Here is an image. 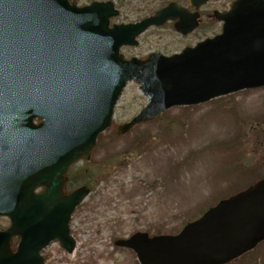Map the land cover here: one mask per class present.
<instances>
[{
  "label": "water",
  "instance_id": "water-1",
  "mask_svg": "<svg viewBox=\"0 0 264 264\" xmlns=\"http://www.w3.org/2000/svg\"><path fill=\"white\" fill-rule=\"evenodd\" d=\"M208 1L188 0L189 9L171 3L138 23L110 27L118 11L109 1L78 8L75 0H0V216L10 221L0 231V264H44L40 252L52 242L73 252L70 216L89 190L64 196L66 173L89 160L128 82L148 103L117 127L118 135L172 107L264 87V0H236L214 12L221 33L180 54L143 61L119 54L167 21L177 33H191ZM263 241L264 179L176 235L136 233L114 245L139 264H229Z\"/></svg>",
  "mask_w": 264,
  "mask_h": 264
},
{
  "label": "rangeland",
  "instance_id": "rangeland-1",
  "mask_svg": "<svg viewBox=\"0 0 264 264\" xmlns=\"http://www.w3.org/2000/svg\"><path fill=\"white\" fill-rule=\"evenodd\" d=\"M105 1L119 13L111 24L137 22L158 8L146 7V0H75L79 7ZM172 1L187 6L186 0ZM233 1L212 0L202 7L201 24L188 36L176 34L172 23L149 29L124 59L151 53L170 57L213 38L221 24L208 16ZM146 104L138 85L128 83L89 162L70 170L72 184L90 186L70 221L76 252L70 256L53 242L42 251L44 264H138L131 251L114 242L136 233L174 235L219 200L264 178V87L173 107L117 135L116 128ZM8 225L0 218L1 230ZM232 264H264V242Z\"/></svg>",
  "mask_w": 264,
  "mask_h": 264
},
{
  "label": "flooded vegetation",
  "instance_id": "flooded-vegetation-1",
  "mask_svg": "<svg viewBox=\"0 0 264 264\" xmlns=\"http://www.w3.org/2000/svg\"><path fill=\"white\" fill-rule=\"evenodd\" d=\"M146 1H147V0H146ZM146 1H144L145 4H146V7H147V6H151V5H153V7H154V5H155V7L158 6L157 9H161V8L167 6V5L170 4V3L176 2V1H172V0H150V1H151L150 3H146ZM156 3H157V5H156ZM200 12H201V11H200ZM200 16H201V13H200ZM158 29H159V28H158ZM137 47H138V45H137L135 48H137ZM131 49H133V48H131V47H123V48L120 49V52H121V54H122L123 56H125V54H126L128 51H130ZM146 57H147V56L145 55V56H143V57H140L139 59L143 60V59H145ZM83 164H85V163H83ZM83 185H85V184H79V183H77V184H74V185H69V183L67 182L66 185H65V188H64V193H65V194H69V193L72 192L74 189H76V188H78V187H80V186H83ZM87 187L90 189V186H89V185H87ZM14 242H15V239H12V242H11L12 247H13V245H14Z\"/></svg>",
  "mask_w": 264,
  "mask_h": 264
},
{
  "label": "bare ground",
  "instance_id": "bare-ground-1",
  "mask_svg": "<svg viewBox=\"0 0 264 264\" xmlns=\"http://www.w3.org/2000/svg\"><path fill=\"white\" fill-rule=\"evenodd\" d=\"M75 252H76V251L74 250V251H73V253H72V254H70V256H73V255L75 254Z\"/></svg>",
  "mask_w": 264,
  "mask_h": 264
},
{
  "label": "trees",
  "instance_id": "trees-1",
  "mask_svg": "<svg viewBox=\"0 0 264 264\" xmlns=\"http://www.w3.org/2000/svg\"><path fill=\"white\" fill-rule=\"evenodd\" d=\"M148 7V6H147ZM72 180H71V178H70V183L72 184V182H71Z\"/></svg>",
  "mask_w": 264,
  "mask_h": 264
}]
</instances>
